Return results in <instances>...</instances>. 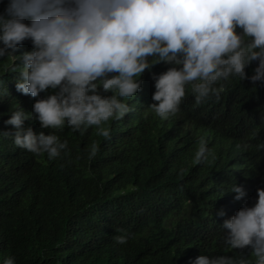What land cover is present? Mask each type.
Listing matches in <instances>:
<instances>
[{
    "label": "trees",
    "instance_id": "trees-1",
    "mask_svg": "<svg viewBox=\"0 0 264 264\" xmlns=\"http://www.w3.org/2000/svg\"><path fill=\"white\" fill-rule=\"evenodd\" d=\"M7 3L0 0V12ZM32 47L25 41L17 55ZM7 63L0 61V264L9 256L15 264H191L202 253L239 255L223 243L220 224L264 187V85L232 77L219 82V98L200 103L186 88L180 112L161 119L148 106L152 73L170 65L154 64L135 96L123 98L130 111L110 122L108 138L26 120L68 140L69 150L49 160L5 135L14 130L4 123L11 111L31 112L37 99L17 91ZM202 138L208 159L194 163ZM92 142L99 151L88 159ZM235 182L246 189L239 201L227 191ZM117 228L134 235L119 244Z\"/></svg>",
    "mask_w": 264,
    "mask_h": 264
},
{
    "label": "clouds",
    "instance_id": "clouds-1",
    "mask_svg": "<svg viewBox=\"0 0 264 264\" xmlns=\"http://www.w3.org/2000/svg\"><path fill=\"white\" fill-rule=\"evenodd\" d=\"M25 41L32 50L17 55ZM0 61L18 73L17 91L37 98L31 112L21 106L11 111L4 123L14 130L5 135L54 160L69 150L68 140L55 131L37 133L26 120L81 134L91 127L108 138L110 122L130 111L123 98L135 96L142 73L154 64L170 65L152 73L155 90L148 106L161 119L180 112L186 88L200 103L219 98V82L232 77L251 80L253 88L264 85V0H8L0 12ZM254 61L249 76L246 68ZM98 151L92 142L88 159ZM208 154L202 138L194 163L207 161ZM227 191L237 201L246 196L236 182ZM257 193L253 205L245 202L220 224L223 243L239 255L202 253L191 264H264V187ZM116 231L119 244L134 235ZM2 264H15V257Z\"/></svg>",
    "mask_w": 264,
    "mask_h": 264
}]
</instances>
